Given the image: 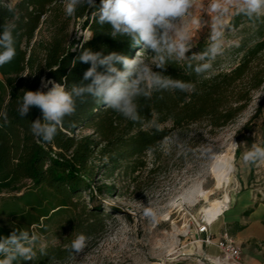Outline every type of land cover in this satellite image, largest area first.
Wrapping results in <instances>:
<instances>
[{"label": "trees", "instance_id": "1", "mask_svg": "<svg viewBox=\"0 0 264 264\" xmlns=\"http://www.w3.org/2000/svg\"><path fill=\"white\" fill-rule=\"evenodd\" d=\"M10 2L0 0V32L4 23L16 24L17 50L15 59L0 67V114H7V119L0 115V214L18 223L13 227L0 224V237L9 236L17 228L31 230L36 225L43 229L44 219L50 221L63 209L74 211V235L67 245L81 233L87 240L104 234L105 212L99 206L88 208L79 203L84 193L89 195L95 177L110 183H102L99 190L115 191L118 170L145 167L146 155L156 153L175 131L204 124L210 133H215L229 126L248 109L255 93L264 88V18L251 22L235 13L229 27L239 30L243 37L234 46L241 56L232 67L219 66L198 77L185 66L187 61L169 63L164 69L153 66V71L173 79L194 82V93L172 91L154 93L150 100L139 99L142 122L127 120L88 97L85 103L78 101L73 116L64 118L52 142L38 143L31 122L42 119L43 114L33 107L27 116L19 115L18 103L24 91L40 89L42 77L70 90L90 67L79 61L85 49L104 55L118 52L131 59L140 48L132 47L125 37L114 39L108 35L110 26L95 22L91 14L95 9L78 8L68 16L67 0H18L14 6ZM100 2L96 0L97 7ZM9 6L15 14L8 11ZM78 23L82 30L90 31L88 38L77 39L73 34ZM44 27L47 35L40 34ZM207 44L206 40L198 41L187 55L201 52ZM141 51L146 59L153 58L151 53ZM117 67L122 70L123 66ZM263 107L264 96L255 117L262 114ZM152 119L157 120L162 131L150 126ZM83 130L90 133L80 135ZM26 181L30 186L23 191ZM252 211L250 208L245 214ZM65 249L47 246V255L37 254L35 260L17 264L66 260Z\"/></svg>", "mask_w": 264, "mask_h": 264}, {"label": "rangeland", "instance_id": "2", "mask_svg": "<svg viewBox=\"0 0 264 264\" xmlns=\"http://www.w3.org/2000/svg\"><path fill=\"white\" fill-rule=\"evenodd\" d=\"M17 2L11 0L10 5ZM207 4L208 0H194L192 15L204 23L191 26L192 49L200 40L209 43L208 25L212 14L207 11ZM234 14L235 9L225 17L224 52L216 58L213 68L228 69L241 56L234 46L243 35L229 27ZM73 30L77 39L90 36V31L82 30L79 23ZM77 33L81 35L78 37ZM40 34L47 35L45 27ZM263 96L264 88L255 93L248 109L235 122L215 133H210L204 124L175 131L156 153L146 155L145 167L137 171L118 170L113 192L99 190L102 183L107 186L110 183L95 177L89 195L84 193L79 203L88 208L99 206L105 212L106 232L89 238L84 250L72 258L48 264H204L198 255L222 262L219 254L223 257V253L219 248L201 242L203 236L198 234V222L205 221V210L214 201L223 200L226 194L230 197L229 209L245 194L253 195L257 202L264 200V164L246 165L242 161L243 152L252 143L264 142V107L262 114L255 117ZM89 133L90 130L79 132L80 135ZM209 148L213 149L211 153L207 151ZM224 152L234 153L233 179L227 187L216 189L212 166ZM26 184L23 191L29 189L30 181ZM205 191L212 194L202 198L200 195ZM145 208L153 209L155 218L146 217ZM63 210L48 222L44 219L43 229L36 225L31 228L46 246L66 247L73 238L74 211ZM17 223L15 218L0 214L1 225L13 227ZM212 248H216L217 256H209Z\"/></svg>", "mask_w": 264, "mask_h": 264}, {"label": "clouds", "instance_id": "3", "mask_svg": "<svg viewBox=\"0 0 264 264\" xmlns=\"http://www.w3.org/2000/svg\"><path fill=\"white\" fill-rule=\"evenodd\" d=\"M82 7L95 9L91 13L94 20L100 26H110L108 35L114 39L125 37L132 47H138L140 51L130 59L118 52L104 55L101 51L85 49L79 61L90 67L83 73L82 80L73 83L70 90L61 83L42 78L40 89L24 91L18 103L19 115L22 118L27 116L33 107L39 108L43 114L42 119L31 122V131L38 143L52 142L64 118L73 116L78 101L85 103L88 97L127 120L142 122L137 103L139 99L150 100L154 93L196 91L194 82L173 79L153 71V66L164 69L169 63L187 61L185 66L188 69L198 77L204 76L212 71L216 58L223 55L225 17L233 9L237 15L251 22L264 18V0H208L207 11L212 14L208 25L209 43L204 50L189 57L186 54L192 49L191 26L204 23L192 15L194 0H101L99 7L96 0H67L65 13L72 16ZM8 11L15 14L11 6ZM2 27L0 67L11 63L17 55L16 24L4 23ZM80 35L77 33L78 37ZM141 50L151 53L153 58L146 59ZM117 65H122V70ZM45 88L48 89L46 92L43 91ZM0 115L7 119L6 113ZM150 126L162 131L156 119L150 121ZM207 151L211 153L213 149ZM242 161L246 165L264 164V142L252 143L243 152ZM217 163H223L229 172L234 171L230 162ZM144 215L155 218L156 214L153 209L145 208ZM86 244L87 237L78 234L66 246L68 258L81 253ZM37 254L44 256L48 253L47 246L34 230L17 228L9 236L0 237V264L35 260Z\"/></svg>", "mask_w": 264, "mask_h": 264}, {"label": "crops", "instance_id": "4", "mask_svg": "<svg viewBox=\"0 0 264 264\" xmlns=\"http://www.w3.org/2000/svg\"><path fill=\"white\" fill-rule=\"evenodd\" d=\"M250 208L253 211L245 214ZM214 225L213 237L216 241L223 232H228L241 248L240 264H264V200L257 202L253 195L245 194L215 220L211 232ZM208 254L217 256L216 248L210 249Z\"/></svg>", "mask_w": 264, "mask_h": 264}, {"label": "bare ground", "instance_id": "5", "mask_svg": "<svg viewBox=\"0 0 264 264\" xmlns=\"http://www.w3.org/2000/svg\"><path fill=\"white\" fill-rule=\"evenodd\" d=\"M217 161H220V162L227 161V162H230L233 166L234 153L233 152L221 153L213 163L212 173H213L214 178L216 180V189H221L223 187H227L228 185H230V183L233 179V172L234 171L229 172L227 170V168L223 165V163H217ZM211 194H212L211 191H208V192L205 191V192H202V194L200 196L202 198H207ZM229 203H230V197L228 194H226L224 196L223 200L218 199V200L214 201V203L208 209L205 210L204 220L208 221V222H213L214 220L219 218V216H221L224 213L225 209L227 207H229ZM188 254H193V253L190 252ZM198 256H200L199 260L202 263L207 264V263L203 262V260H202L203 256H201V255H198ZM207 259H210L211 261L219 263V264H222V262H223V261L221 262L217 258H211L210 257Z\"/></svg>", "mask_w": 264, "mask_h": 264}, {"label": "built area", "instance_id": "6", "mask_svg": "<svg viewBox=\"0 0 264 264\" xmlns=\"http://www.w3.org/2000/svg\"><path fill=\"white\" fill-rule=\"evenodd\" d=\"M228 209L229 207H227L225 211ZM214 222L215 220L213 222H198V234L203 236L201 242L206 246L215 245L218 247L223 253V257H221L224 262L223 264H240L242 256L241 248L236 245L228 232H223L220 239L216 241L211 232V226Z\"/></svg>", "mask_w": 264, "mask_h": 264}, {"label": "water", "instance_id": "7", "mask_svg": "<svg viewBox=\"0 0 264 264\" xmlns=\"http://www.w3.org/2000/svg\"><path fill=\"white\" fill-rule=\"evenodd\" d=\"M203 262L207 263V264H219L216 262L211 261L210 259H207L206 257H202Z\"/></svg>", "mask_w": 264, "mask_h": 264}]
</instances>
